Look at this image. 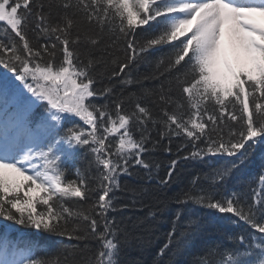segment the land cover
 Here are the masks:
<instances>
[{"label": "snow or ice", "instance_id": "snow-or-ice-1", "mask_svg": "<svg viewBox=\"0 0 264 264\" xmlns=\"http://www.w3.org/2000/svg\"><path fill=\"white\" fill-rule=\"evenodd\" d=\"M0 69V264H122L170 204L154 264H264V0H0Z\"/></svg>", "mask_w": 264, "mask_h": 264}, {"label": "trees", "instance_id": "trees-1", "mask_svg": "<svg viewBox=\"0 0 264 264\" xmlns=\"http://www.w3.org/2000/svg\"><path fill=\"white\" fill-rule=\"evenodd\" d=\"M167 49L161 50L159 52H153L152 56L155 58L163 53V51H166ZM155 65L150 68L146 65H141L139 68V73L144 74L151 72L154 69ZM2 70V69H0ZM156 81H145L143 86L145 88H153L156 85ZM135 88V86H134ZM99 102H103L102 100ZM178 141H173V152L176 151V144ZM152 157L157 161L160 162L162 165H166L168 161L172 158L168 155H166L162 150H157L154 153H152ZM258 165H259V157L257 156L254 160V163L246 169L244 174V180L247 181L250 179L251 174L258 172ZM80 167H84V162H80ZM204 165L199 163H194L192 161H182L176 169L175 173V179L171 186V188L168 190V195H171L172 192L177 191L180 187L186 186L188 183V180L190 177L194 176L196 172L203 171ZM165 169H161V175H164ZM127 182L129 185H138L140 181L134 179V178H128V177H122L121 183ZM236 185L237 187L245 188V184H237L236 181H230L229 186ZM117 195H123L125 201L127 200V194L124 193H117ZM144 203L147 205L151 203L149 198H145ZM176 208V205L170 204L169 205V212L164 214V217H158L156 221L150 222V224L145 225L138 229H132L131 228V221L125 219L124 223L129 226V231L133 235H140L144 238V249L143 251L137 250L135 247L132 250H126L123 254V262L122 264H135V261H139V264H154V258H156V253L158 249L163 245V243L166 240V232L168 231L170 225H169V219H170V212L174 211ZM148 208L145 207L142 211H131V212H122V213H109L110 216H116V218L119 220L122 217L126 218L129 215H131L133 218L137 216H145L148 212ZM224 232H244L247 234V229L245 226L241 225L239 228L234 227L230 224H224L219 230H214L211 233H209V237L212 241L222 242L225 247L232 248L233 244L230 243L228 240L224 238ZM47 239V237H44ZM50 251L55 252V250L60 247V245H57L55 242V238H51L50 241ZM65 243H68L65 241ZM93 247H96L95 244L92 245ZM203 244L202 242H197L196 245L193 246V248L185 253L184 255H181L179 257H173L171 255L172 249H169L162 259H160V264H170V261L176 260L177 264H191V261L196 253L200 251ZM39 255H44L43 253H39ZM79 258V257H77Z\"/></svg>", "mask_w": 264, "mask_h": 264}]
</instances>
